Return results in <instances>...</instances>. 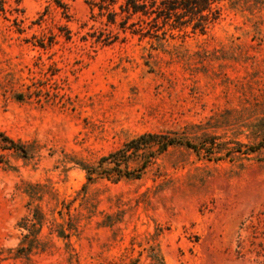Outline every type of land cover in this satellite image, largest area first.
Here are the masks:
<instances>
[{"label":"rangeland","instance_id":"1","mask_svg":"<svg viewBox=\"0 0 264 264\" xmlns=\"http://www.w3.org/2000/svg\"><path fill=\"white\" fill-rule=\"evenodd\" d=\"M97 1L0 8V264H264V0L113 42Z\"/></svg>","mask_w":264,"mask_h":264},{"label":"trees","instance_id":"2","mask_svg":"<svg viewBox=\"0 0 264 264\" xmlns=\"http://www.w3.org/2000/svg\"><path fill=\"white\" fill-rule=\"evenodd\" d=\"M220 0H98L91 4V12L97 9V17L104 19L103 25L108 29L107 33H99V38L105 37L107 42H113L119 38V34L137 36L140 39H160L165 35V27L178 28L192 26L193 29L204 31L209 25L219 18L217 4ZM4 0H0V8L3 10ZM60 6V5H59ZM93 15V14H92ZM93 18V16H92ZM114 27L113 30H109ZM105 29V30H106ZM156 143L159 151H164L174 141L166 136L144 134L124 145L121 150L102 158L98 166L86 167V179L91 181L95 177L121 178L130 176L121 170L120 164L128 158L129 154L137 153L143 146ZM1 143L3 145H1ZM187 147L189 145L186 144ZM23 147L18 145L3 133H0V150H17L23 153ZM107 164L115 167L108 169ZM264 235V231L261 233ZM260 251L256 256L264 258V244L257 245Z\"/></svg>","mask_w":264,"mask_h":264}]
</instances>
